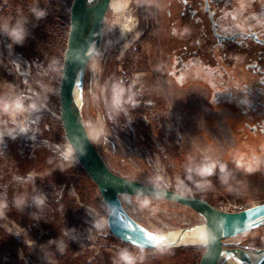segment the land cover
Here are the masks:
<instances>
[{
  "label": "rangeland",
  "instance_id": "obj_1",
  "mask_svg": "<svg viewBox=\"0 0 264 264\" xmlns=\"http://www.w3.org/2000/svg\"><path fill=\"white\" fill-rule=\"evenodd\" d=\"M17 1L0 0V95L22 94L26 105L35 103L38 108L22 114L16 124L9 120L7 129L8 118L0 113V133L14 130L0 137V204L8 205L0 215V264H67L76 258L100 264L104 254L116 262L123 249L106 250L99 235L103 229L96 227L108 210L78 161L66 167L62 152L68 143L55 126L60 122L58 91L67 36L55 38L42 28L50 45L37 54L30 35L42 27L43 19L37 16L28 26L7 15ZM71 1L27 4L51 5L67 20ZM123 4L129 7L118 10ZM169 8L178 6L173 0H111L102 42L85 67L78 95L90 138L108 168L121 177L204 197L214 207L261 204L264 123L256 122L258 113L248 101H237L229 91L207 89V75L198 68L171 73L184 34L177 30L179 35L172 34L170 17L165 15ZM132 17L138 25L123 35L121 24ZM11 31H19L23 42L14 43ZM204 58L199 55L198 61ZM240 82L251 86L255 80L246 75ZM21 125L27 130L21 131ZM97 134L100 139L94 141ZM210 164H215L214 174L202 176ZM249 166L254 169L251 174ZM56 175L70 177L73 183L57 181ZM205 181L208 187L201 188ZM18 200L24 203L18 206ZM41 200L43 204L38 203ZM140 200L148 204L143 206L137 197L122 198L123 207L152 235L204 224L192 209L148 197ZM134 206L138 209L132 212ZM125 246L129 252L135 250ZM181 247L204 246L162 249ZM225 248L248 253L264 249V225L227 240ZM94 253L98 259L88 262ZM170 254L145 250L137 264H155L154 259L156 264L192 263V255L179 254L172 262ZM227 262L242 264L233 257H224L219 264ZM251 262L256 264L257 258Z\"/></svg>",
  "mask_w": 264,
  "mask_h": 264
},
{
  "label": "water",
  "instance_id": "obj_2",
  "mask_svg": "<svg viewBox=\"0 0 264 264\" xmlns=\"http://www.w3.org/2000/svg\"><path fill=\"white\" fill-rule=\"evenodd\" d=\"M110 0H72L69 9V30L63 55L59 83V119L67 143L74 147L75 157L95 184L108 215L111 235L128 245L157 250L175 244L157 245L150 234L124 209L122 198L148 197L170 202L196 211L204 219L205 251L198 264H219L224 257H233L242 264H264V249L252 253L226 249L225 242L264 225V202L240 211L224 212L206 198L187 195L167 188L130 180L112 172L98 151L83 123L79 93L83 86L84 70L98 51L103 38V25ZM78 96V99H77ZM189 230V229H186ZM184 231V230H182ZM158 240V239H157ZM251 254L252 257L248 255Z\"/></svg>",
  "mask_w": 264,
  "mask_h": 264
},
{
  "label": "flooded vegetation",
  "instance_id": "obj_3",
  "mask_svg": "<svg viewBox=\"0 0 264 264\" xmlns=\"http://www.w3.org/2000/svg\"><path fill=\"white\" fill-rule=\"evenodd\" d=\"M173 1L178 8L165 15L172 34L184 35L171 73L198 68L207 75V89L248 101L258 113L256 122L264 123V0ZM199 55L205 60L198 61ZM246 75L254 85L240 82Z\"/></svg>",
  "mask_w": 264,
  "mask_h": 264
},
{
  "label": "trees",
  "instance_id": "obj_4",
  "mask_svg": "<svg viewBox=\"0 0 264 264\" xmlns=\"http://www.w3.org/2000/svg\"><path fill=\"white\" fill-rule=\"evenodd\" d=\"M27 0H18L12 10L9 11L7 15L11 17H15L17 20L23 21V23H27L28 26L31 23H34L33 21L35 17L39 16L40 19H43L42 27L37 28L35 35H30V39L32 46L35 48V51L37 54L43 53L44 47H48L50 41L46 37V39L43 37L44 31H40L42 28L46 30L50 35L49 36H55V38H63L64 36H68V30H69V17H68V12L66 13L67 20L64 19V14L65 13H57L56 11L52 10V6L49 5L48 7L41 8V7H35L34 5H28ZM71 5V3H70ZM70 5L68 9L70 8ZM62 8V5H60ZM40 13H44L43 16L40 15ZM3 15V14H1ZM30 23V24H29ZM63 23V26H62ZM67 25V29L64 30V25ZM29 29V27H28ZM23 42V41H22ZM21 42V43H22ZM55 126L58 128L59 131L62 132L61 128V123L58 121L55 123ZM42 167L39 168L41 170ZM57 181H62L64 178L56 175ZM66 182L73 183V180L70 177H67L64 179ZM104 205V204H103ZM171 252L170 254V260L172 262H176L178 260L179 254H187V255H192V263L191 264H198L200 258L202 257L205 247H181L178 249L174 250H168V249H157V250H152V252ZM195 255V256H194ZM156 264V260H153ZM67 264H90L82 260L81 258H76L75 260H67ZM100 264H115V260L109 255V254H104L103 257L100 258L99 262ZM159 264V263H157Z\"/></svg>",
  "mask_w": 264,
  "mask_h": 264
},
{
  "label": "clouds",
  "instance_id": "obj_5",
  "mask_svg": "<svg viewBox=\"0 0 264 264\" xmlns=\"http://www.w3.org/2000/svg\"><path fill=\"white\" fill-rule=\"evenodd\" d=\"M117 7V6H113ZM129 7L128 4H123L118 7V10H124ZM41 16L44 15V13H40ZM115 23H120V21H116ZM138 25L137 20L132 17L128 18L126 23H122L121 27L125 32H131L133 29H135ZM5 31H7V28L5 27ZM10 37L14 41V43H21L22 42V34L19 31H11L9 32ZM25 96L24 95H18L15 97H9L8 95H0V113L3 114L4 117H7L8 119L4 120L5 128L7 129V124L9 120L16 124L19 117L24 113H29L33 110H36L38 108V105L33 103L31 105L25 104ZM21 131H26V127L21 125ZM14 131V130H12ZM12 131H5L3 133H0V137L3 135H12ZM100 135H103L101 133ZM100 135H93L92 139L94 141H99ZM15 138V136H13ZM75 149L71 143H68L64 146L63 152H62V158L64 161L69 163V166L74 160L75 157ZM137 200L140 201V203L143 206H146L148 204L147 200H140V197H137ZM8 205L6 203L0 204V215L3 214V210H6ZM108 226V222L106 220L101 219L97 224L96 227L100 229H104ZM66 235V233H65ZM157 245H159L157 238L154 240ZM64 251V247H61V252ZM115 264H137V257L134 256L132 253H130L127 249L120 251L118 253V258L115 262Z\"/></svg>",
  "mask_w": 264,
  "mask_h": 264
},
{
  "label": "built area",
  "instance_id": "obj_6",
  "mask_svg": "<svg viewBox=\"0 0 264 264\" xmlns=\"http://www.w3.org/2000/svg\"><path fill=\"white\" fill-rule=\"evenodd\" d=\"M76 161H77V159H75ZM76 161L74 162V164L76 163ZM70 166H74L73 164H71ZM67 168H69V164H68V166H66ZM216 208L217 209H219V210H221V211H224V212H234V211H240V210H242V208L241 207H239V206H236V205H233V204H230V203H220L219 205H217L216 206ZM135 209H138V207L137 206H134L133 207V209H132V212H134L135 211ZM128 213V212H127ZM130 213V212H129ZM128 213V214H129ZM130 216H131V214H129ZM106 217H107V215L106 216H104V217H101L100 219H99V221L101 220V219H103V220H106ZM132 217V216H131ZM134 219V218H133ZM135 220V219H134ZM136 221V220H135ZM137 222V221H136ZM99 235L100 236H102V240L104 241V247H105V249L106 250H109V251H111V252H114L115 250H117V249H120V250H125L126 249V246H125V244L126 243H124V242H121V241H119V240H117V239H115L112 235H111V233H110V231H109V229H108V227H106V228H104L103 229V232L102 233H99ZM95 242H96V240H95ZM128 245V244H127ZM95 247V246H94ZM125 247V248H124ZM135 247V246H134ZM145 250H147V249H145V248H141V247H135V250L134 251H132V252H130V253H132L134 256H136L137 257V263H140L142 260H143V258H142V252L143 251H145ZM98 254L97 253H94V256L92 257V259H91V257H88L87 258V261L88 262H91V261H95V260H97L98 259Z\"/></svg>",
  "mask_w": 264,
  "mask_h": 264
},
{
  "label": "bare ground",
  "instance_id": "obj_7",
  "mask_svg": "<svg viewBox=\"0 0 264 264\" xmlns=\"http://www.w3.org/2000/svg\"><path fill=\"white\" fill-rule=\"evenodd\" d=\"M111 3V0H110ZM128 32H125L123 30V35H127ZM78 99V96H77ZM76 157H74V160L71 164L74 165V162ZM159 246L161 245H167V244H175V245H202L204 246L206 244L205 240V233H204V226H197L194 228H190L189 230L184 231H176L171 232L168 234L159 235L157 237ZM174 242V243H173ZM249 257H252L251 254L248 255ZM227 264H230V262H227Z\"/></svg>",
  "mask_w": 264,
  "mask_h": 264
},
{
  "label": "snow or ice",
  "instance_id": "obj_8",
  "mask_svg": "<svg viewBox=\"0 0 264 264\" xmlns=\"http://www.w3.org/2000/svg\"><path fill=\"white\" fill-rule=\"evenodd\" d=\"M97 135H99V134H97ZM214 170H215V164H210L209 166L205 167V168L202 170L201 175H202V176H205V177H207V176H211V175L214 174ZM247 171H248L249 174H251V173L254 171V169H253V167L249 166V167L247 168ZM200 187H201V188H207V187H208V183H207V181H205L204 183H202V184L200 185ZM23 203H24L23 200H18V201H17V205H18V206H19V205H22ZM38 203L43 204V201H42V200H41V201H38ZM148 238H149L150 240H154V239H156L155 236H151V235H149ZM173 243H174V242H173Z\"/></svg>",
  "mask_w": 264,
  "mask_h": 264
},
{
  "label": "crops",
  "instance_id": "obj_9",
  "mask_svg": "<svg viewBox=\"0 0 264 264\" xmlns=\"http://www.w3.org/2000/svg\"><path fill=\"white\" fill-rule=\"evenodd\" d=\"M122 200V199H121ZM123 203V202H122Z\"/></svg>",
  "mask_w": 264,
  "mask_h": 264
}]
</instances>
